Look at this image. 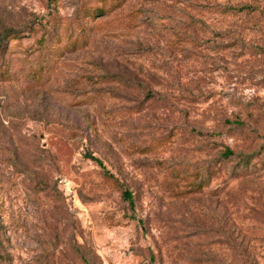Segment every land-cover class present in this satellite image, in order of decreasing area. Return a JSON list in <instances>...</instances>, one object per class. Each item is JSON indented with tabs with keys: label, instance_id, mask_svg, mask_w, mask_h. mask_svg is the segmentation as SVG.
<instances>
[{
	"label": "rangeland",
	"instance_id": "1",
	"mask_svg": "<svg viewBox=\"0 0 264 264\" xmlns=\"http://www.w3.org/2000/svg\"><path fill=\"white\" fill-rule=\"evenodd\" d=\"M0 40V264H264V0H0Z\"/></svg>",
	"mask_w": 264,
	"mask_h": 264
},
{
	"label": "trees",
	"instance_id": "2",
	"mask_svg": "<svg viewBox=\"0 0 264 264\" xmlns=\"http://www.w3.org/2000/svg\"><path fill=\"white\" fill-rule=\"evenodd\" d=\"M11 32L10 29L6 30L5 33H9ZM2 36H1V40H2ZM0 40V42H1ZM233 154V151L230 149V148H225V150L222 152V156L224 158L228 157V156H231ZM87 157L90 158L91 160H94L97 164H99L100 166H102V163L100 161V159L96 158L95 156H92L91 154H87ZM122 196L124 199L128 200L129 201V204L131 207H133V200H134V197L132 196L131 192L128 191L127 189L124 190L122 192Z\"/></svg>",
	"mask_w": 264,
	"mask_h": 264
}]
</instances>
